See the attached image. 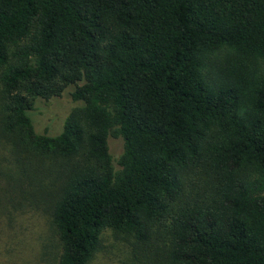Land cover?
I'll use <instances>...</instances> for the list:
<instances>
[{
  "label": "trees",
  "instance_id": "trees-1",
  "mask_svg": "<svg viewBox=\"0 0 264 264\" xmlns=\"http://www.w3.org/2000/svg\"><path fill=\"white\" fill-rule=\"evenodd\" d=\"M28 216L55 264H264V0H0V264Z\"/></svg>",
  "mask_w": 264,
  "mask_h": 264
},
{
  "label": "rangeland",
  "instance_id": "rangeland-1",
  "mask_svg": "<svg viewBox=\"0 0 264 264\" xmlns=\"http://www.w3.org/2000/svg\"><path fill=\"white\" fill-rule=\"evenodd\" d=\"M69 87L57 98L47 101H38L35 104L33 113L34 129L42 131L48 129L49 134L57 133L62 125L64 118L71 109L80 106L78 102H72L69 98ZM109 152L112 157H117L121 151V141L119 138H109ZM20 229L18 236L23 237V246L15 240L12 246L19 252L11 253L16 257H11L7 264H55L58 249L55 245V238L49 226L43 219L28 216L18 218ZM0 229H4L0 223ZM9 238L6 234H0V245ZM131 245L114 237L110 232H105L101 237L100 246L88 264H137L132 257Z\"/></svg>",
  "mask_w": 264,
  "mask_h": 264
}]
</instances>
